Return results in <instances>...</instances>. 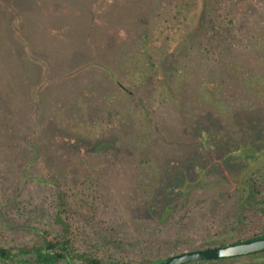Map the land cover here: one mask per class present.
Listing matches in <instances>:
<instances>
[{"label":"rangeland","instance_id":"1","mask_svg":"<svg viewBox=\"0 0 264 264\" xmlns=\"http://www.w3.org/2000/svg\"><path fill=\"white\" fill-rule=\"evenodd\" d=\"M60 177L136 263L255 234L264 0H0V208L56 228Z\"/></svg>","mask_w":264,"mask_h":264},{"label":"trees","instance_id":"2","mask_svg":"<svg viewBox=\"0 0 264 264\" xmlns=\"http://www.w3.org/2000/svg\"><path fill=\"white\" fill-rule=\"evenodd\" d=\"M102 1L99 0V3ZM226 19L230 25H233L234 20H236V18ZM257 129L256 132H258ZM62 182V177H60L59 184L62 187L57 195L53 215L56 228L43 229L37 227L28 216L31 215L30 211L28 215L24 214L22 221L13 219L9 214L10 210L16 207V204L12 209L0 208V264H69V261L73 262L74 260L80 261V264H156L161 261L160 258L156 257L142 258L138 263L129 260L124 255L127 251V245L131 246V242L117 241L112 243V247L107 246L109 242L105 241L104 237H107L108 234L104 232L99 234V226L95 224L98 221L94 214V211H97L95 192L93 191L89 195L86 193L90 190L89 187L86 190L79 189L77 186L72 188L68 185L65 186V182L63 184ZM253 192L255 193L250 194L248 192L250 195H245L241 199V207L239 206L237 210L238 223L246 219V215H243L246 208L256 206L255 209L264 214V198L257 197L258 191L256 188ZM89 226H93L95 229L91 231L88 229ZM228 232L232 231L225 230L222 236H225ZM22 236H24V240L19 241ZM235 238L236 236L232 235L222 237L210 247L227 246L264 238V222L255 234L238 237L236 240ZM195 249H203V246H197ZM247 256H261L264 258V252ZM240 257L189 264H219Z\"/></svg>","mask_w":264,"mask_h":264},{"label":"water","instance_id":"3","mask_svg":"<svg viewBox=\"0 0 264 264\" xmlns=\"http://www.w3.org/2000/svg\"><path fill=\"white\" fill-rule=\"evenodd\" d=\"M264 252V238L241 243L191 250L167 257L156 264H189L192 262L215 261L220 259L247 256ZM72 264V262H68Z\"/></svg>","mask_w":264,"mask_h":264}]
</instances>
